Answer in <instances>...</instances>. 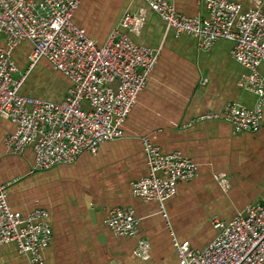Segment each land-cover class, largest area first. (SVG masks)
<instances>
[{
  "label": "crops",
  "instance_id": "obj_1",
  "mask_svg": "<svg viewBox=\"0 0 264 264\" xmlns=\"http://www.w3.org/2000/svg\"><path fill=\"white\" fill-rule=\"evenodd\" d=\"M169 1L186 16H207L199 0ZM230 1L243 10L260 1L264 11V0ZM142 8L147 10L145 24L133 39L161 48V56L123 125L122 139L103 144L96 155L83 154L75 164L33 170L31 148L16 155L5 146L15 125L0 116V185L12 183V209L28 214L40 207L50 212L53 239L44 252L46 264H178L174 239L203 249L216 234L213 219L229 222L263 194L264 120L255 134L237 133L223 118L201 120L210 113L221 114L230 103L250 109L256 105L257 96L242 85L249 70L232 58L231 41L222 39L200 51L196 38L176 35L144 0H84L74 21L103 45L126 10L137 13ZM31 49L24 42L15 51L22 70ZM259 72L264 79V63ZM33 75L35 82L29 84ZM70 85L65 75L42 60L22 92L61 101ZM143 136L151 137L163 152H183L199 167L197 176L179 184L166 202L168 218L158 202L132 191L133 181L149 173ZM216 174L228 178V192L215 180ZM119 206L133 207L141 218L137 237L119 236L107 226L108 211ZM139 239L151 245L148 261L135 255ZM0 259L2 264H30L15 243L0 247Z\"/></svg>",
  "mask_w": 264,
  "mask_h": 264
},
{
  "label": "built area",
  "instance_id": "obj_2",
  "mask_svg": "<svg viewBox=\"0 0 264 264\" xmlns=\"http://www.w3.org/2000/svg\"><path fill=\"white\" fill-rule=\"evenodd\" d=\"M84 0H0V116L15 125L4 144L14 154L31 148L33 170L75 164L85 153L96 155L100 147L124 137L123 125L136 106L161 56V48L136 43L147 10H126L109 39L99 45L79 27L74 16ZM176 35L198 40L200 51L210 50L219 40L233 43L232 58L249 70L242 85L257 96L253 108L228 104L221 114L201 120L225 119L237 133H258L264 120V11L261 2L243 10L230 0H199L206 17H189L169 0H144ZM31 44L27 67L22 70L15 51ZM42 60L71 82L61 101L26 95V81ZM148 175L133 181V194L162 207L175 196L178 185L193 180L198 164L183 152H163L148 136L142 137ZM223 191L231 183L222 174L214 176ZM10 182L0 185V247L17 244L30 264H46L44 252L52 244L50 212L35 208L28 214L12 209ZM107 226L117 235L135 238L141 218L133 207L108 211ZM216 231L211 242L195 250L188 242L174 239L178 264H264V185L261 198L239 212L231 221L213 219ZM135 255L151 258V245L139 239ZM0 264L2 261L0 259Z\"/></svg>",
  "mask_w": 264,
  "mask_h": 264
},
{
  "label": "rangeland",
  "instance_id": "obj_3",
  "mask_svg": "<svg viewBox=\"0 0 264 264\" xmlns=\"http://www.w3.org/2000/svg\"><path fill=\"white\" fill-rule=\"evenodd\" d=\"M36 71H38V70H36ZM36 71H35V73H36ZM55 77V75L54 74H52V78H54ZM35 75H33L32 77H31V79H30V82H29V84H34V82H35ZM55 80H59L58 78H56ZM59 82V81H58ZM43 91V90H42ZM47 93V92H46ZM51 99H53V100H55V98L54 97H52Z\"/></svg>",
  "mask_w": 264,
  "mask_h": 264
}]
</instances>
